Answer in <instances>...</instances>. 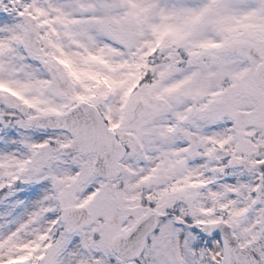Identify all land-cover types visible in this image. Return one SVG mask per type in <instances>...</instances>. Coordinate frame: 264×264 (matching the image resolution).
I'll return each mask as SVG.
<instances>
[{
    "label": "snow or ice",
    "instance_id": "obj_1",
    "mask_svg": "<svg viewBox=\"0 0 264 264\" xmlns=\"http://www.w3.org/2000/svg\"><path fill=\"white\" fill-rule=\"evenodd\" d=\"M0 264H264V0H0Z\"/></svg>",
    "mask_w": 264,
    "mask_h": 264
}]
</instances>
